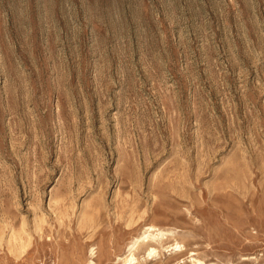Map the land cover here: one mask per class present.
<instances>
[{"label": "rangeland", "instance_id": "rangeland-1", "mask_svg": "<svg viewBox=\"0 0 264 264\" xmlns=\"http://www.w3.org/2000/svg\"><path fill=\"white\" fill-rule=\"evenodd\" d=\"M149 225L132 264H264V0H0V264Z\"/></svg>", "mask_w": 264, "mask_h": 264}, {"label": "bare ground", "instance_id": "bare-ground-1", "mask_svg": "<svg viewBox=\"0 0 264 264\" xmlns=\"http://www.w3.org/2000/svg\"><path fill=\"white\" fill-rule=\"evenodd\" d=\"M154 227V225H149L148 227H146V229L143 231L142 234H140L138 237H136L133 242L130 244L129 248H128V252L126 255H124L122 258L124 261L122 264H132V262L136 259L135 253H134V249L136 247V245L142 241L145 240L146 238H149L150 235L153 236L155 234L151 233L152 228ZM156 234H164L162 233V231H159ZM176 247H181V245H179L177 243ZM149 254H152L154 252H156V247H151L149 250ZM202 262L199 261L198 264H201Z\"/></svg>", "mask_w": 264, "mask_h": 264}]
</instances>
